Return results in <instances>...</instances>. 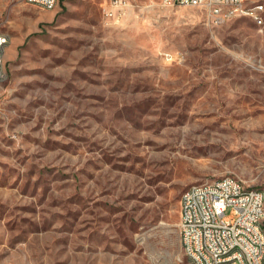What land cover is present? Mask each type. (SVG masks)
<instances>
[{
  "label": "rangeland",
  "instance_id": "1",
  "mask_svg": "<svg viewBox=\"0 0 264 264\" xmlns=\"http://www.w3.org/2000/svg\"><path fill=\"white\" fill-rule=\"evenodd\" d=\"M108 5L0 0V264H188L186 187L264 193V25Z\"/></svg>",
  "mask_w": 264,
  "mask_h": 264
},
{
  "label": "built area",
  "instance_id": "2",
  "mask_svg": "<svg viewBox=\"0 0 264 264\" xmlns=\"http://www.w3.org/2000/svg\"><path fill=\"white\" fill-rule=\"evenodd\" d=\"M45 9L57 0H25ZM104 9L112 16L126 0H108ZM167 6L199 8L209 23L219 25L233 17H247L258 27L264 25V3L259 0H161ZM5 33L0 30V48ZM3 71L0 63V81ZM191 193H181L178 222L183 255L188 264H264V193H247L241 180L224 176L210 182L195 183ZM230 211L231 218L225 217ZM242 246L246 261L224 257L223 249Z\"/></svg>",
  "mask_w": 264,
  "mask_h": 264
},
{
  "label": "bare ground",
  "instance_id": "3",
  "mask_svg": "<svg viewBox=\"0 0 264 264\" xmlns=\"http://www.w3.org/2000/svg\"><path fill=\"white\" fill-rule=\"evenodd\" d=\"M7 35L5 34L3 47L0 48V63H1V71H3V54L4 48L7 43ZM182 193H191V186L186 187V189ZM247 193H255V194H263V191L258 188L247 186ZM182 252H184V244H181ZM239 254V261H246V253H242L241 245H234L231 248L223 249L224 257H235Z\"/></svg>",
  "mask_w": 264,
  "mask_h": 264
}]
</instances>
